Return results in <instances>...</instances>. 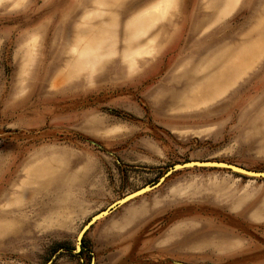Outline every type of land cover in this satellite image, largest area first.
Returning <instances> with one entry per match:
<instances>
[{"label":"rangeland","instance_id":"rangeland-1","mask_svg":"<svg viewBox=\"0 0 264 264\" xmlns=\"http://www.w3.org/2000/svg\"><path fill=\"white\" fill-rule=\"evenodd\" d=\"M247 2L231 0L189 40L188 0H156L160 35L125 57L126 21L143 9L0 0V264H264V178L222 168L174 173L92 225L75 251L93 216L175 164L264 172V48L234 84L184 81L227 51L234 61ZM106 20L100 61L71 64L73 28Z\"/></svg>","mask_w":264,"mask_h":264},{"label":"crops","instance_id":"crops-1","mask_svg":"<svg viewBox=\"0 0 264 264\" xmlns=\"http://www.w3.org/2000/svg\"><path fill=\"white\" fill-rule=\"evenodd\" d=\"M102 2L110 4L112 8L114 6L120 9H129L128 17L134 11L143 9L138 16L126 21V28L124 29L126 36L123 38L125 45L122 49L125 57H130L131 50L141 49L160 35V32L153 31L154 26L149 24L159 7L156 0H134L127 5H124L122 0H102ZM230 2L231 0H188L181 23L182 28L187 26L185 30L188 31L189 40L197 36L203 28L218 23L224 13L229 10ZM247 9V24L237 28L240 31L235 38L238 50L235 58L234 55L232 57L234 61L226 60L228 51L225 56L223 53L218 58L212 59V62H209L203 69L185 76L184 81L187 88L195 82L196 84L202 82L198 89L210 91L234 84L241 70L258 57L264 48V0H248ZM110 23L106 20L99 25H91L85 29H81L79 26L73 28L72 37L74 39L71 43H76L78 51L73 52L77 58L75 57L76 59H73L71 64L83 66L96 64L100 61L102 57L99 51L105 49L102 44L108 41L104 34L111 32L109 26L112 24ZM149 32L152 33L146 36V33ZM80 33H82L81 36ZM65 53H62L63 57H65ZM189 82L192 84L190 85Z\"/></svg>","mask_w":264,"mask_h":264},{"label":"water","instance_id":"water-1","mask_svg":"<svg viewBox=\"0 0 264 264\" xmlns=\"http://www.w3.org/2000/svg\"><path fill=\"white\" fill-rule=\"evenodd\" d=\"M191 168H222V169H227L229 171L244 175V176H248V177H253V178H264V172L263 171H252V170H247L244 169L242 167H239L237 165L234 164H230L227 162H223V161H189V162H182V163H178L173 165L172 167H170L167 172L164 174L163 177H161L159 179L158 182L153 183L151 185H147L135 192H132L126 196H124L123 198L117 200L115 203H113L110 207H108L106 210L96 214L95 216H93L91 218V220L88 222V224L86 225V227L84 228V230L81 232L82 237L79 238V243L80 246L77 247L76 246V250L75 251H81V245H82V239L84 237V234L86 232L87 229H89L92 225H94L95 223H97L98 221H100L101 219L107 217L108 215H110L114 210L118 209L119 207L127 204L128 202L137 199L145 194H147L148 192H151L155 189H157L158 187H160L162 185V183L169 178L171 175H173L174 173L180 171V170H187V169H191ZM93 260H92V263Z\"/></svg>","mask_w":264,"mask_h":264},{"label":"bare ground","instance_id":"bare-ground-1","mask_svg":"<svg viewBox=\"0 0 264 264\" xmlns=\"http://www.w3.org/2000/svg\"><path fill=\"white\" fill-rule=\"evenodd\" d=\"M82 235H83V234H81V233L78 235V238H77V245H76L77 247H79V246H80V243H79V240H80V239H79V238H81V237H82Z\"/></svg>","mask_w":264,"mask_h":264},{"label":"trees","instance_id":"trees-1","mask_svg":"<svg viewBox=\"0 0 264 264\" xmlns=\"http://www.w3.org/2000/svg\"><path fill=\"white\" fill-rule=\"evenodd\" d=\"M83 253H84V251L81 252V254H83Z\"/></svg>","mask_w":264,"mask_h":264}]
</instances>
